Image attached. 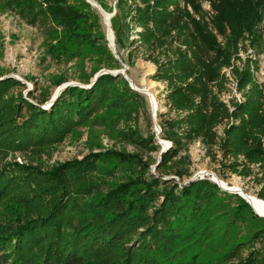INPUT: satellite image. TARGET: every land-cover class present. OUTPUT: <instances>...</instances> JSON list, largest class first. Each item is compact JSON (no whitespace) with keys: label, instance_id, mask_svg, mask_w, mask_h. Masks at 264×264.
<instances>
[{"label":"trees","instance_id":"trees-1","mask_svg":"<svg viewBox=\"0 0 264 264\" xmlns=\"http://www.w3.org/2000/svg\"><path fill=\"white\" fill-rule=\"evenodd\" d=\"M94 1L112 13L101 0ZM116 1L117 8L128 2L131 6L127 24L118 12L110 19L115 44L130 49L128 65L140 56L154 66L151 80L164 87L167 108L158 114L161 139L171 147L161 154L156 175L149 174L150 165L137 155L114 151L45 169L42 156L77 129L101 114L130 116L145 107V100L122 76L107 74L90 89L68 87L45 110L48 99L32 103L30 94L23 97V84L1 80L0 264H177L182 252L219 244L228 231L235 240L246 241L235 245L244 246L238 255L229 252L227 264H264V220L243 199L208 180L172 187L163 180L170 173L179 181L189 177L182 166L190 158L180 154L199 141L208 152L219 147L229 160L222 167L232 175L263 182L264 85L255 72L264 55V28L256 27L264 0H212V23L223 45L188 13L189 6L202 16L200 0ZM0 5L31 27H53L90 51L100 50L111 69L119 68L104 36L96 33L97 16L84 0H0ZM245 32L252 36L256 56L242 71L232 68L242 102H232L230 111L219 97L227 83L221 70L231 66ZM63 83L56 78V86ZM172 113L177 119L164 120ZM224 123L228 125L218 141L217 128ZM133 133V145L159 151L154 134L142 139ZM16 157L27 163H18ZM122 165L132 167L126 182L102 194L97 178ZM257 197L264 201V185ZM190 206L192 213L186 211ZM198 207L203 221L196 217ZM258 240L261 247L256 250ZM198 255L192 253L187 264L195 263Z\"/></svg>","mask_w":264,"mask_h":264},{"label":"rangeland","instance_id":"rangeland-1","mask_svg":"<svg viewBox=\"0 0 264 264\" xmlns=\"http://www.w3.org/2000/svg\"><path fill=\"white\" fill-rule=\"evenodd\" d=\"M101 1L112 11V13H105L112 15L118 12L122 21L126 24L128 23L130 2L126 3V5L123 3L120 8H117L116 0ZM199 6L202 16L195 14L189 6L187 7L188 13L195 20H201L216 37L217 42L223 45L224 40L217 33L212 23L213 18L216 16L214 14L212 0H200ZM90 8L92 14L97 16V22L95 24L96 33L99 32L104 36L107 48L112 57L114 59L118 57V60L116 59L119 64L118 69L110 68V61L100 50L90 51L87 47L80 46V44L75 43L67 34H64L59 29H54L53 27L48 29L31 27L19 15L8 12L0 5V81L13 78L23 84V89L21 90L23 97L26 99L30 94L31 98L29 100L32 103L48 99L42 106L46 110L52 105L49 102L57 88H59L55 84L56 78L60 77L64 79V83L61 85L66 84L69 87L90 89L93 86L92 81L95 70H98V72L106 71L113 73L125 68L127 78L136 87L144 89L151 88L150 90L158 102L156 121L159 125L160 118H158V114L166 113L167 108L164 101V87L158 83L150 87V83L152 82L151 77L155 71L154 66L144 61L140 56L134 58L131 66L128 65L127 53L130 49L120 50L115 44V37L113 40V49L109 47L107 41L108 28L105 20L97 9L91 6ZM260 15L261 19L256 26L258 30L259 27L264 28V8L260 11ZM110 19L111 17L109 21ZM128 28L130 29L131 27L129 26ZM137 31L134 29L133 32ZM128 33L130 35L132 32L129 31ZM251 41L252 36L245 32L237 43V51L234 55L235 57L233 56L234 58H232L231 66L224 67L221 70V74L224 77L225 74H228L227 76L230 75L231 78V81L226 83V89L219 94V97L225 101H233V99L237 100L241 97V93L236 89L235 79L231 71L233 67L245 69L246 64L249 63V59L252 56V51H254ZM259 58V70L255 75L258 83L264 85V55H260ZM61 93H59V96ZM139 95L145 100L146 105L144 108H140L137 113H133L130 116L123 115L122 117L124 118L101 114V116H98L88 126L77 129L64 143L52 148L47 154H44L42 159L45 163V169H49L56 164L83 161L93 154L114 151L127 155H137L143 163L150 165L149 174L156 175L157 167L155 166L160 162L159 157L171 145L170 147L164 148L158 144L148 101L146 97L141 94ZM170 119L175 120L177 117L172 113L167 115L164 120ZM224 128V124L217 128L218 141L223 137ZM131 132H134V135L136 134L138 138L142 139H148L149 136L154 134V140L159 145V151L149 153L147 150L133 145L130 139L132 137ZM158 138L162 140L161 133ZM185 155L189 156L190 164L186 165V162H183L182 167L188 169L189 177L179 181L172 173L164 175L163 180L167 181V187H172L175 184L180 186L187 185L192 178H194V181L211 180L208 176L195 178L201 170L208 172V175H216L220 180L230 186L238 184L244 192L255 196H257L261 187L264 185V180L260 184H257L252 179H241L236 175H232L228 170L223 168L222 166L229 160L223 157L222 151L217 146L211 152H208L199 141H195L188 146L186 151L180 154L181 157ZM15 160L18 163H27L23 157H16ZM125 167L123 168L122 165L121 168L112 174L110 173L109 176L105 175L104 177L99 176L97 178V183L100 185L102 194L109 190V186L126 182L125 178L131 173L132 167ZM257 178H260V176ZM160 201L161 199L157 201V204ZM229 202L234 204L236 200L230 199ZM193 209V206H190L186 208V211H191L192 213ZM195 214L196 217L198 215V218L203 221L199 207ZM75 215V213H72V218H76ZM242 232L244 233L245 230L243 229ZM245 241L246 239L244 238H237L235 240L233 232L228 231L226 237L219 244L213 242L209 246L193 248L194 252L191 249L182 252L177 264H187L192 261V253L199 254L196 262L193 264H227V260L231 257V255H228L229 252L231 251L230 253L238 255V251L240 252L244 246L235 249L234 247L237 243L242 244ZM135 246H137V243H135ZM260 247L261 242L258 240L254 248L258 250ZM247 252V249L242 252V258L247 255Z\"/></svg>","mask_w":264,"mask_h":264},{"label":"water","instance_id":"water-1","mask_svg":"<svg viewBox=\"0 0 264 264\" xmlns=\"http://www.w3.org/2000/svg\"><path fill=\"white\" fill-rule=\"evenodd\" d=\"M84 1H85L87 4H89L91 7H92L93 4L96 5V7H97V11H98V12L100 13V15H102V17L104 18L105 23H106V26H107V28H108V34H111V36H112L111 41H109V39L107 38L108 45H109V47H110L111 49H113V47H114V44H113L114 35H113V32H112L111 27H110V21H109V18H110V17L112 18V17L114 16V14L109 15V14L105 13V11L100 7V5H99L96 1H94V0H84ZM115 59L118 60V57H116ZM107 74L112 75V76L121 75V76L124 78V80L128 83V86H129V88H130L132 91H134V92H136V93H138V94H141V93H142V90L137 89L136 86L133 84V82L127 78V76H126V69H125V68H124L123 70H121V71H115V72H113V73L106 72V71H105V72H98L97 74L94 75V78H93L92 84H94V82L97 80L98 77H100V76H102V75H107ZM67 87H69V85H66V84L59 86V88H57V90L55 91V94H54V96L52 97V99L50 100L49 104H53V103L56 101V99L59 97V93H61V91L64 90L65 88H67ZM151 120H152V122H153V124H154L155 132H156V139H157V141H158V144H159L160 146L164 147V148L170 147V145H171L170 143H168V142H164L163 140H160V139L158 138V136H159L160 133H161V129H160L159 125L157 124V121H156V115H155L154 111H151ZM159 158H161V157H159ZM158 164H159V163H157V165H158ZM157 165H156L155 167H157ZM196 177H197V176H195V178H196ZM191 181L193 182V181H194V178H192L189 182H191ZM209 181H211V180H209ZM212 182H213L214 184H216V185L220 188L221 191L226 192V193H228V194H235L234 192H231V191H229L228 189L223 188V187L220 186L218 183H216V182H214V181H212ZM238 196H239V195H238ZM239 197H240L241 199L244 200L243 197H241V196H239ZM244 201L247 203L246 200H244ZM247 204H248V203H247ZM248 205H249V204H248ZM253 212H254V211H253ZM254 214L257 215L255 212H254ZM257 216H258V215H257ZM258 217H259V218H262L261 216H258Z\"/></svg>","mask_w":264,"mask_h":264},{"label":"bare ground","instance_id":"bare-ground-1","mask_svg":"<svg viewBox=\"0 0 264 264\" xmlns=\"http://www.w3.org/2000/svg\"><path fill=\"white\" fill-rule=\"evenodd\" d=\"M92 7H94L95 9H97L96 5H92ZM108 39L109 41H111L112 36L111 34H108ZM156 83L154 81H152L150 83V87L155 86ZM139 90H142L141 95H143L144 97H146L149 107H150V111H154L155 115L158 112V102L155 98V95L151 92V88H138ZM200 176H208V178L211 179V182L214 181L216 183H218L220 186H222L225 189H228L231 192H234L235 195H239L241 197L244 198V200L247 201V203L249 204L250 208L252 209V211H254L258 216H261L264 220V201L260 200L257 196L255 195H251L248 194L246 192H244L242 190V188L238 185V184H234L232 186L226 184L225 182H223L222 180H220L216 175H208V172L201 170L198 174L197 177ZM213 183V182H212Z\"/></svg>","mask_w":264,"mask_h":264},{"label":"built area","instance_id":"built-area-1","mask_svg":"<svg viewBox=\"0 0 264 264\" xmlns=\"http://www.w3.org/2000/svg\"><path fill=\"white\" fill-rule=\"evenodd\" d=\"M254 51H252V56L250 57V58H255V54L253 53ZM259 61H260V58H259ZM239 69V68H238ZM243 69H239V71H242ZM259 70V69H258ZM258 72V71H257ZM257 72H255V74L257 73ZM228 74H225V78L227 79V82H230L231 81V78H230V75L229 76H227ZM255 77H256V75H255ZM232 82H233V80H232ZM236 83V82H235ZM220 100L224 103V104H226V106L228 107V109L230 110V111H232L233 109H232V107H231V105H232V102H238V103H241L242 102V98L240 97V98H238L237 100L236 99H233V101H225L224 99H222L221 97H220ZM228 124L227 123H224V127L225 126H227ZM219 137V136H218ZM216 147V146H215Z\"/></svg>","mask_w":264,"mask_h":264}]
</instances>
